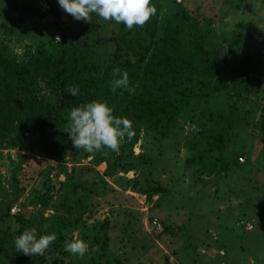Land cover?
I'll list each match as a JSON object with an SVG mask.
<instances>
[{
	"label": "rangeland",
	"instance_id": "rangeland-1",
	"mask_svg": "<svg viewBox=\"0 0 264 264\" xmlns=\"http://www.w3.org/2000/svg\"><path fill=\"white\" fill-rule=\"evenodd\" d=\"M157 1L161 18L178 8L210 14L209 54L221 68L231 46L236 65L247 63L244 85L191 103L164 133L142 128L117 152L71 145L54 158L28 144L0 146V237L13 242L35 228L63 247L75 238L88 245L83 257L50 249L24 255L25 264H264V0ZM121 26L95 14L77 21L57 0H0V41L18 60L40 42L98 43ZM38 89L54 98L45 84ZM214 136L222 143L208 144ZM74 182L83 202L69 217L59 204Z\"/></svg>",
	"mask_w": 264,
	"mask_h": 264
},
{
	"label": "trees",
	"instance_id": "trees-1",
	"mask_svg": "<svg viewBox=\"0 0 264 264\" xmlns=\"http://www.w3.org/2000/svg\"><path fill=\"white\" fill-rule=\"evenodd\" d=\"M151 3L156 14L143 26L133 25L127 30L122 24L119 35L98 43H89L87 36L81 41L61 38L49 48L40 42L18 60L0 41V146L28 144L36 154L59 158L61 153L54 150L65 151L72 145L65 131L69 111L97 100L111 106L114 116L132 122L135 135L127 140L131 147L142 128L164 133L191 103H209L212 93L226 86L240 89L244 85L247 63L242 59L236 65L231 46L221 68L209 54L213 31L210 14H190L178 8L161 18V5L157 0ZM113 68L127 71L136 97L128 99L130 93L122 89L110 91ZM38 83L50 87L52 100L48 99L50 94H40ZM71 86H78L76 97L66 92ZM216 141L222 143L216 136L207 140L208 144ZM204 151L194 158L196 163L207 161ZM79 189V183L74 182L60 201V209L69 217L82 207L83 200L75 197ZM63 248L59 239L51 246L56 251ZM25 257L3 233L0 264H25Z\"/></svg>",
	"mask_w": 264,
	"mask_h": 264
},
{
	"label": "clouds",
	"instance_id": "clouds-1",
	"mask_svg": "<svg viewBox=\"0 0 264 264\" xmlns=\"http://www.w3.org/2000/svg\"><path fill=\"white\" fill-rule=\"evenodd\" d=\"M57 4L77 21H88L90 14H95L104 21L122 23L127 30H131L133 25L143 26L156 14L151 0H57ZM112 77L110 91L122 89L132 92L127 71L113 68ZM78 91V86L66 89L73 97L77 96ZM65 131L76 150L89 154L103 149L117 152L126 139L131 140L135 135L129 119L114 116L111 106L105 101L97 100L73 107L68 113ZM56 240L57 235L54 232L38 235L37 230L32 228L20 232L13 243L19 253L43 256L49 252ZM64 250L83 257L88 251V245L84 240L75 238L64 245Z\"/></svg>",
	"mask_w": 264,
	"mask_h": 264
},
{
	"label": "built area",
	"instance_id": "built-area-1",
	"mask_svg": "<svg viewBox=\"0 0 264 264\" xmlns=\"http://www.w3.org/2000/svg\"><path fill=\"white\" fill-rule=\"evenodd\" d=\"M11 212L14 213V210H12ZM154 224H158V227L160 226L159 223L157 222V220H154ZM245 229H246V230L251 229V226L247 224V225L245 226Z\"/></svg>",
	"mask_w": 264,
	"mask_h": 264
}]
</instances>
